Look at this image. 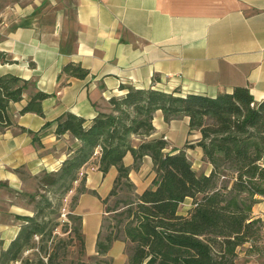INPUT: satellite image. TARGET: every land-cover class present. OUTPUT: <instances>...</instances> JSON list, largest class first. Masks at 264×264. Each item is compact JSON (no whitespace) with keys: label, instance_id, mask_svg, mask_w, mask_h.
<instances>
[{"label":"crops","instance_id":"1","mask_svg":"<svg viewBox=\"0 0 264 264\" xmlns=\"http://www.w3.org/2000/svg\"><path fill=\"white\" fill-rule=\"evenodd\" d=\"M0 52L11 60L0 63V76L15 75L32 84L24 100L10 106L16 127L0 134V241L6 250L24 224L18 217L34 215L39 178L58 172L76 144L69 133L56 134L59 119L71 113L90 121L109 113L110 99L125 94L122 85L210 97L245 86L261 102L264 0H0ZM71 62L90 75L60 77ZM156 77L160 80L154 82ZM36 91L50 96L43 102L44 116L20 114ZM154 127L152 135L136 138L135 145L166 137L167 151L175 153L201 138L199 132L188 131L185 145L178 147V138L189 129L187 117L167 123L158 111ZM186 152L190 160L198 157V165L192 162L198 173H211L201 148ZM124 163L134 166L131 153ZM82 172L88 193H97L101 202L118 176L115 167L107 175L90 167ZM157 176L146 156L130 173L134 195L149 189ZM88 193L75 209L82 217L86 249L89 228L92 242H98L106 214L95 195H90L95 198L93 211L81 210ZM259 200L253 213L264 221V197ZM125 250L126 242H114L108 254L112 264L117 258L127 263ZM240 259V264H262L261 257L241 254Z\"/></svg>","mask_w":264,"mask_h":264},{"label":"trees","instance_id":"2","mask_svg":"<svg viewBox=\"0 0 264 264\" xmlns=\"http://www.w3.org/2000/svg\"><path fill=\"white\" fill-rule=\"evenodd\" d=\"M10 62L0 52V63ZM89 75L88 69L71 62L64 65L60 77ZM159 80L156 77L154 82ZM31 85L15 75L0 76V134L16 127L10 106L22 102ZM121 90L124 95L110 99L109 113H99L90 121L70 113L57 121L56 134L69 133L76 144L58 172L41 175L38 191L59 197L75 191L80 196L87 190V175L80 176L83 169L98 168L107 175L115 167L118 176L103 200L106 203L125 189L134 193L130 173L149 156L157 178L143 193L109 209L115 213L116 226L106 235L101 231L98 256L107 257L114 242L123 239L129 248L126 264H240L241 254L264 258V221L253 213L264 197V99L257 102L245 86L216 97L124 85ZM49 97L36 91L20 114L43 117V102ZM158 111L167 123L189 118V133L199 132L201 138L175 153L167 151L163 138L136 146V138L154 133ZM196 147L212 166L209 175L198 173L187 155L186 149ZM128 153L134 157L132 168L124 163ZM187 200L191 205L182 213ZM36 203L34 216L18 217L24 224L9 248L4 250L0 241V264H31L24 255L37 248L35 237H40L47 264L57 262L56 253L47 246L53 241V220L47 212L53 202L43 196ZM69 217L77 223L74 232L82 251H87L82 217L75 208ZM39 264L46 263L39 259Z\"/></svg>","mask_w":264,"mask_h":264},{"label":"rangeland","instance_id":"3","mask_svg":"<svg viewBox=\"0 0 264 264\" xmlns=\"http://www.w3.org/2000/svg\"><path fill=\"white\" fill-rule=\"evenodd\" d=\"M10 2H15L19 0H9ZM24 1V0H23ZM189 129L187 130L185 136H181V138H178V142L181 144H178V147H183L185 145V139L187 136ZM192 162L194 164H199V160L197 156H193L191 158ZM203 167L201 168L200 172L203 171ZM88 191L84 194H87ZM89 196H86L83 200L81 210L84 213H91L93 211V197L91 196H97L99 197L98 200L101 202V197L97 193H88ZM83 195V194H82ZM91 195V196H90ZM46 196L50 198L53 202V207L49 210H47L48 217L53 220L52 226H54V232H53V241L51 240L48 243V251L51 252L54 250L56 253L57 262L55 264H104L105 262H112V258L110 259L108 256L103 257L97 255V242L94 239L92 242V235H94L92 230L89 228V232L87 235L89 248L87 251H82V247L80 246L79 242L76 239L74 228L77 225L72 219H70V214L72 213L73 208L76 209V205L78 204V199L80 196L73 191L70 192L68 195L64 197L54 196L50 193H45L44 191H38L35 195L36 199L33 202L34 206V215L37 211L36 209V202L41 201L42 197ZM77 198V200L75 199ZM128 198H134V193L130 192L128 189L123 190L119 193L118 196L110 198L106 203H103L104 206V221H103V233L104 235L107 234V232H110L115 228L116 226V219H115V213L109 212L110 208H114L116 205L122 206L123 201L127 200ZM98 203V201L96 200ZM191 205V200H187L185 205L182 208V213H185L187 211V208H189ZM75 214L76 211H75ZM33 215V216H34ZM123 241V239H121ZM35 242L37 244V248L26 251L25 252V258L27 260H30L31 264H39V259H42L46 264L48 263V257L42 253L40 250L41 241L40 237H35ZM264 245V242H263ZM126 255L128 258L129 248L126 245ZM114 257V256H113ZM116 257V256H115ZM128 260V259H127ZM240 259V263H241ZM121 258H117L115 260L114 264H120ZM261 263L264 264V258H262ZM15 264H21V262H17Z\"/></svg>","mask_w":264,"mask_h":264},{"label":"built area","instance_id":"4","mask_svg":"<svg viewBox=\"0 0 264 264\" xmlns=\"http://www.w3.org/2000/svg\"><path fill=\"white\" fill-rule=\"evenodd\" d=\"M164 140H167V138L165 137ZM84 175H85V173L82 172L80 176L83 177Z\"/></svg>","mask_w":264,"mask_h":264}]
</instances>
